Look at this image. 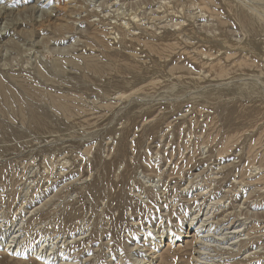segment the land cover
<instances>
[{"label": "rangeland", "instance_id": "374dc122", "mask_svg": "<svg viewBox=\"0 0 264 264\" xmlns=\"http://www.w3.org/2000/svg\"><path fill=\"white\" fill-rule=\"evenodd\" d=\"M0 264H264V0H0Z\"/></svg>", "mask_w": 264, "mask_h": 264}, {"label": "bare ground", "instance_id": "6f19581e", "mask_svg": "<svg viewBox=\"0 0 264 264\" xmlns=\"http://www.w3.org/2000/svg\"><path fill=\"white\" fill-rule=\"evenodd\" d=\"M110 4H111V3H110ZM155 4H156V3H155ZM167 4H168V3H167ZM158 6H159V5H158ZM128 8H129V7H128ZM103 11H104V10H103ZM160 11H161V10H160ZM175 12H176V11H175ZM133 20H134V19H133ZM142 25H143V24H142ZM130 26H131V25H130ZM257 27H258V26H257ZM158 31H159V30H158ZM121 32H122V31H121ZM144 32H145V31H144ZM259 33H260V32H259ZM144 34H145V33H144ZM146 34H147V33H146ZM123 35H124V34H123ZM150 35H151V34H150ZM154 36H155V35H154ZM65 37H66V36H65ZM153 39H155V38H153ZM158 39H159V38H158ZM131 40H132V39H131ZM54 43H55V42H54ZM156 43H157V42H156ZM50 44H51V43H50ZM231 51H232V50H231ZM148 52H149V51H148ZM152 52H153V51H152ZM217 52H218V51H217ZM217 52H216V53H217ZM252 53H253V52H252ZM204 54H205V53H204ZM217 55H218V54H217ZM208 56H209V55H208ZM209 57H210V56H209ZM154 58H155V57H154ZM226 59H227V58H226ZM200 71H201V70H200ZM170 75H171V74H170ZM172 78H173V77H172ZM169 79H170V78H169ZM154 81H155V80H154ZM160 81H161V80H160ZM156 82H158V81H156ZM147 83H148V82H147ZM149 83H150V82H149ZM151 83H152V82H151ZM142 85H143V84H142ZM141 87H142V86H141ZM2 89H3V88H2ZM135 89H136V88H135ZM139 89H140V88H139ZM136 90H137V89H136ZM136 90H135V91H136ZM4 93H5V92H4ZM9 93H10V92H9ZM1 95H3V94L1 93ZM9 96H11V95H9ZM1 97H2V96H1ZM4 97H5V96H4ZM6 97H8V96H6ZM11 97H12V96H11ZM17 98H18V97H17ZM17 98H16V99H17ZM18 99H19V98H18ZM18 99H17V101L20 102V100H18ZM1 100H2V99H1ZM7 100H10V99H7ZM7 100H6V101H7ZM12 100H13V99H12ZM6 101H5V102H6ZM14 102H16V101H14ZM7 104H8V103H7ZM205 149H206V148H205ZM61 162H62V161H61ZM67 163H68V162H67ZM68 164H69V163H68ZM67 172H68V171H67ZM253 173H254V172H253ZM51 183H52V182H51ZM163 199H164V198H163ZM163 199H162V200H163ZM162 200H161V201H162ZM215 204H216V203H215ZM220 205H221V204H220ZM143 206H144V205H143ZM221 207H222V206H221ZM73 211H74V210H73ZM230 211H231V210H230ZM225 214H226V213H225ZM231 214H232V213H231ZM72 215H73V214H72ZM212 215H213V214H212ZM70 216H71V215H70ZM226 216H227V215H226ZM218 219H219V218H218ZM160 220H161V219H160ZM248 221H249V220H248ZM222 224H223V223H222ZM168 226H169V225H168ZM168 228H169V227H168ZM239 228H240V227H239ZM213 229H214V228H213ZM198 248H199V247H198ZM198 248H197V249H198ZM85 251H86V250H85ZM202 257H203V256H202ZM152 259H153V258H152ZM186 259H187V258H186ZM189 259H190V258H189ZM191 259H192V258H191ZM192 260H193V259H192ZM205 263H206V262H205Z\"/></svg>", "mask_w": 264, "mask_h": 264}]
</instances>
